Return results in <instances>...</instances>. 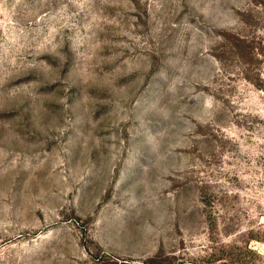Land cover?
Masks as SVG:
<instances>
[{
	"label": "rangeland",
	"instance_id": "obj_1",
	"mask_svg": "<svg viewBox=\"0 0 264 264\" xmlns=\"http://www.w3.org/2000/svg\"><path fill=\"white\" fill-rule=\"evenodd\" d=\"M0 264H264V0H0Z\"/></svg>",
	"mask_w": 264,
	"mask_h": 264
}]
</instances>
